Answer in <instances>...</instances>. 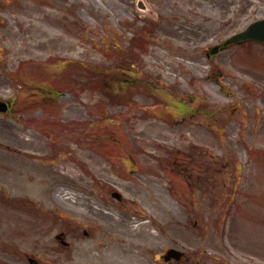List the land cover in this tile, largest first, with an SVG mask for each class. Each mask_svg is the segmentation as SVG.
Returning a JSON list of instances; mask_svg holds the SVG:
<instances>
[{
    "label": "rangeland",
    "instance_id": "1",
    "mask_svg": "<svg viewBox=\"0 0 264 264\" xmlns=\"http://www.w3.org/2000/svg\"><path fill=\"white\" fill-rule=\"evenodd\" d=\"M260 15L264 0H0V98H15L0 114V204L52 214L15 172L36 159L48 201L73 219L53 212L24 240L25 214L0 207V260L16 263L15 243L74 264L54 239L73 227L75 254L105 258L90 264H147L146 246L168 244L206 264H264V45L207 55ZM38 86L62 94L36 105ZM176 93L202 113L176 116ZM14 176L25 193L7 189Z\"/></svg>",
    "mask_w": 264,
    "mask_h": 264
},
{
    "label": "water",
    "instance_id": "2",
    "mask_svg": "<svg viewBox=\"0 0 264 264\" xmlns=\"http://www.w3.org/2000/svg\"><path fill=\"white\" fill-rule=\"evenodd\" d=\"M249 39L264 40V19L251 23L246 31L237 35Z\"/></svg>",
    "mask_w": 264,
    "mask_h": 264
},
{
    "label": "bare ground",
    "instance_id": "3",
    "mask_svg": "<svg viewBox=\"0 0 264 264\" xmlns=\"http://www.w3.org/2000/svg\"><path fill=\"white\" fill-rule=\"evenodd\" d=\"M31 149V153L34 155V156H36V157H38L39 156V149H38V147H31L30 148ZM55 197H57V199H59V200H67L68 198H70V195H69V192L68 191H66L65 192V195L63 196V195H61L59 192H56L55 194ZM69 195V196H68Z\"/></svg>",
    "mask_w": 264,
    "mask_h": 264
}]
</instances>
